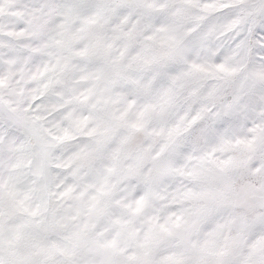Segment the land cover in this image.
Returning <instances> with one entry per match:
<instances>
[{"label":"snow or ice","instance_id":"snow-or-ice-1","mask_svg":"<svg viewBox=\"0 0 264 264\" xmlns=\"http://www.w3.org/2000/svg\"><path fill=\"white\" fill-rule=\"evenodd\" d=\"M0 264H264V0H0Z\"/></svg>","mask_w":264,"mask_h":264}]
</instances>
